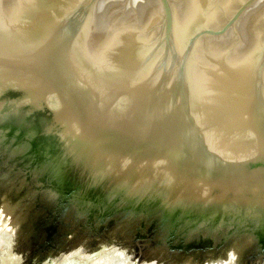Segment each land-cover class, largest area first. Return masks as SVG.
<instances>
[{
    "label": "water",
    "instance_id": "1",
    "mask_svg": "<svg viewBox=\"0 0 264 264\" xmlns=\"http://www.w3.org/2000/svg\"><path fill=\"white\" fill-rule=\"evenodd\" d=\"M65 262L264 264V0H0V264Z\"/></svg>",
    "mask_w": 264,
    "mask_h": 264
},
{
    "label": "flooded vegetation",
    "instance_id": "2",
    "mask_svg": "<svg viewBox=\"0 0 264 264\" xmlns=\"http://www.w3.org/2000/svg\"><path fill=\"white\" fill-rule=\"evenodd\" d=\"M54 227H55V225L52 226V228H54ZM54 235H55V234H52V236H51V235L49 236L48 244H49L50 246H52V244H53V241H54V240H53V239L51 240V238H52ZM57 241H59V240H57ZM65 264H66V262H65Z\"/></svg>",
    "mask_w": 264,
    "mask_h": 264
}]
</instances>
